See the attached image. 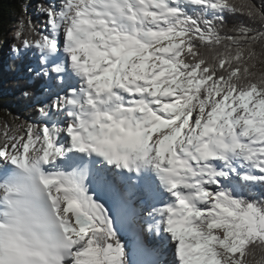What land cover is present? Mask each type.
Returning <instances> with one entry per match:
<instances>
[{"label":"snow or ice","instance_id":"obj_1","mask_svg":"<svg viewBox=\"0 0 264 264\" xmlns=\"http://www.w3.org/2000/svg\"><path fill=\"white\" fill-rule=\"evenodd\" d=\"M185 5L212 15L194 17ZM38 11L47 17L45 31L14 51L39 55L44 123L19 137L5 127L0 167L23 168L35 157L68 242L60 264H122L123 256L107 210L44 170L72 150L129 170L134 160H148L161 172L175 198L163 211L178 264H252L254 247L264 248V194L256 192L264 186V75L249 62L264 32L241 21L222 35L216 21L227 12L264 24V3L61 0ZM122 19L133 31L122 30ZM64 140L70 149L59 146ZM240 168L244 183L234 194L223 182ZM29 254L16 249L21 261ZM0 264H8L3 255Z\"/></svg>","mask_w":264,"mask_h":264},{"label":"bare ground","instance_id":"obj_2","mask_svg":"<svg viewBox=\"0 0 264 264\" xmlns=\"http://www.w3.org/2000/svg\"><path fill=\"white\" fill-rule=\"evenodd\" d=\"M58 1L61 3V0ZM120 27L126 32H131L134 25L132 22L122 19ZM59 146L65 150L70 149L71 142L64 140ZM213 163L218 167L222 166L219 160L213 161ZM17 169L10 162L0 167V184L12 177ZM44 170L67 177L78 189L83 187L82 182L87 175L89 180L86 181L85 188L93 194L95 202L103 206L104 209H106V203L111 204L114 225L122 226L123 218H119L120 214V216L126 217L124 225L128 221L127 229L130 226L136 227L139 229L140 235H142L141 229H146V236L145 234L141 236L143 245L147 243L148 238L149 244L163 241L162 245L166 243V246H163V252L171 257L173 264H178V244L168 231L167 215L163 211L175 203V198L168 191L161 172L148 160H134L131 170H129L109 164L107 159L99 154L80 153L72 150L65 151L62 158L57 159L54 164L45 165ZM244 171V168H240L239 174H234L223 182L224 187L243 184ZM149 244L145 246L148 253H155L162 246L158 244L154 250V247Z\"/></svg>","mask_w":264,"mask_h":264},{"label":"trees","instance_id":"obj_3","mask_svg":"<svg viewBox=\"0 0 264 264\" xmlns=\"http://www.w3.org/2000/svg\"><path fill=\"white\" fill-rule=\"evenodd\" d=\"M31 0H0V133H3L5 127L10 129L9 135H24L25 129L29 124L40 122L41 116L38 112L43 98L42 94L46 87L44 77H37V67L39 57L35 49L28 50L23 56L18 57L11 49L7 57L4 55V42L10 35L12 27H16V33L12 36V46L18 47L22 40L27 37L30 40L36 39L42 33L41 25L45 24L46 16H40L29 13ZM45 8L49 5H55L54 2L48 3L47 0H40ZM235 3H244L245 0H233ZM256 4L264 3V0H255ZM186 10L190 15L211 17L212 13L202 12L199 6H187ZM244 22L258 32H264V24L259 20L252 21L245 15L225 13L223 21H216L222 25L220 28L222 35H232L235 26L239 22ZM30 25L34 27H30ZM18 33L22 35L17 38ZM31 33V34H30ZM205 51V49H201ZM256 57L249 63L251 70L257 75H264V41H258L254 45ZM35 71L30 72L29 69ZM28 93L29 95H25ZM0 141H3V135H0ZM241 185H235L237 187ZM257 193L264 194V186L256 189ZM235 194V193H234ZM247 199H259L256 197H246ZM132 234H123L118 232L115 239L124 249L123 264H146L144 261H132L129 253L136 250L135 245L139 242V229L134 227ZM114 243V242H113ZM252 264H264V248L254 247L253 254L248 257Z\"/></svg>","mask_w":264,"mask_h":264},{"label":"clouds","instance_id":"obj_4","mask_svg":"<svg viewBox=\"0 0 264 264\" xmlns=\"http://www.w3.org/2000/svg\"><path fill=\"white\" fill-rule=\"evenodd\" d=\"M40 177L41 169L30 157L25 167L0 184V255L8 264H60L58 257L67 250L62 222ZM17 247L30 253L23 261L16 255Z\"/></svg>","mask_w":264,"mask_h":264},{"label":"rangeland","instance_id":"obj_5","mask_svg":"<svg viewBox=\"0 0 264 264\" xmlns=\"http://www.w3.org/2000/svg\"><path fill=\"white\" fill-rule=\"evenodd\" d=\"M30 2H31V5L29 6V8H30L29 9V13L30 14L45 16V15L42 14V11H38V7L41 8V9L45 8V6L43 5L44 4L43 2H41L40 0H31ZM47 2L48 3L54 2L57 7H59V5H60V3H59L58 0H47ZM187 6H189V5H185V8ZM208 13H211V12H208ZM41 28H42V33H43L45 31V29H46V25L45 24H42L41 25ZM15 33H16V27L13 26L12 27V30L10 32V35L6 37L5 42H4V48H5L4 55H5V57L8 56V54L10 52L9 49H11V52H13L15 55H17L16 52L14 51V48H16V47L15 46H12V36ZM62 41H63V36L61 35L60 36V43H62ZM38 57H39V55H38ZM40 67H41V65L39 67H37V70L38 71L40 70ZM45 82H46V80H45ZM46 84H47V82H46ZM42 98H43V96H42ZM193 118H195V114H194V117ZM43 123H44V121L41 118L40 122L36 123V125L42 127L43 126ZM24 135H25V133H24ZM13 136L19 137L21 135H19V134L16 133ZM29 153H32V149H30V152ZM229 189L232 190L233 193H236L238 191V188L237 187H233L232 185L229 186ZM87 191L88 190L85 189V192H86L87 196H89L88 193H87ZM89 197L94 200V197H91V196H89ZM72 216H73V214H70L69 215L70 219L71 218L74 219V216L73 217ZM120 218H122V215L120 216ZM73 219H71V220L74 223V220ZM127 223H128V221L125 223V226H124V228L126 230H128L127 227H126L128 225ZM112 226H113L114 229H117L118 227H121L119 224L112 225ZM141 230H142V235L144 236V234H145V236H146V234H147L146 229L143 228ZM148 240H149V238H148ZM148 240H147V243L149 244ZM147 243H145L143 245V242H142V245L135 246L136 247V252L132 253L131 259L132 258H136V261L142 262L141 259H137V258H141V257L144 258L145 257L147 259V262H152L154 264H173L171 262V257L168 256L165 252H163L164 251L163 246H166V243L164 245H162L164 243L162 241V242H159V243L153 242V244H149L152 247H154V250L156 249L155 247L158 246V244L159 245H162V246H161L160 250H157L155 253H153L151 255V257H146L145 256V253L148 250L146 249L145 246L148 245ZM122 249H123V247H122ZM146 255H147V253H146ZM123 261H124V249H123V256H122V264H123Z\"/></svg>","mask_w":264,"mask_h":264},{"label":"built area","instance_id":"obj_6","mask_svg":"<svg viewBox=\"0 0 264 264\" xmlns=\"http://www.w3.org/2000/svg\"><path fill=\"white\" fill-rule=\"evenodd\" d=\"M88 195L93 197V194L90 191H88ZM105 208L107 210V212H106L107 216L111 218V224L114 225L113 209H112L111 204L110 203H106V207Z\"/></svg>","mask_w":264,"mask_h":264}]
</instances>
